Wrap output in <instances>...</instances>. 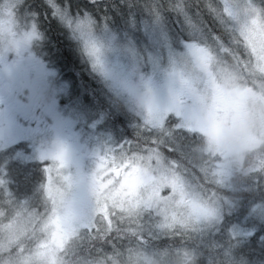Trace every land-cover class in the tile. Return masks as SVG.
Returning a JSON list of instances; mask_svg holds the SVG:
<instances>
[{
	"label": "rangeland",
	"instance_id": "1",
	"mask_svg": "<svg viewBox=\"0 0 264 264\" xmlns=\"http://www.w3.org/2000/svg\"><path fill=\"white\" fill-rule=\"evenodd\" d=\"M40 1L68 50L78 55L97 82L99 105L108 107L105 100H117L135 119H124L126 127L117 133L115 119L112 127L107 122L112 117L102 113L104 108L98 107V112L90 99L72 97L70 70L57 67L42 49L50 28L33 4L10 0L7 9H0V37L7 32L14 49L0 48L2 72L25 85L28 106L37 104L40 121L35 129L28 124L22 127L12 114L1 113L0 200L5 196L7 205L24 198L13 196L9 181L15 178L25 182L24 187L33 186L39 198L37 209H30L26 199L2 211L23 208L30 214L33 243L47 264L72 263L69 256L82 242L97 241L123 221L131 220L132 227L138 217L143 221L138 230L148 238L188 233L189 226L196 227V237L206 238L203 248L211 254L243 233V228L223 224L229 205L212 185L230 193L246 191L245 179L264 172V155L246 158L233 169L232 154L216 151L215 146L228 125L247 129V103L256 95L252 85L264 83V0H200L199 6L211 11L215 22L232 35L236 46L231 53L216 38L208 43L195 31L203 17L182 2L177 5L181 21L171 19L182 30L175 35L167 20L146 3L139 4L143 8L138 20L126 16L127 9L137 15L136 2L126 8L116 5L125 19L119 17L113 24L109 14L93 10L97 0ZM83 19L96 25L90 34L72 29L73 21ZM14 27L23 35L18 37ZM239 64L247 68L238 69ZM225 65L237 71L239 87L223 84L219 68ZM134 128L136 141L131 135ZM161 136L168 137L165 142L176 136L193 144L195 154L188 161L199 167L197 178L194 171L174 164L168 150H159ZM259 143L254 133L246 131L241 151ZM82 154L95 155V161L83 159ZM203 175L208 184L199 185L197 179ZM251 253L235 246L223 259L247 264ZM205 254L200 264H211L213 256Z\"/></svg>",
	"mask_w": 264,
	"mask_h": 264
},
{
	"label": "trees",
	"instance_id": "2",
	"mask_svg": "<svg viewBox=\"0 0 264 264\" xmlns=\"http://www.w3.org/2000/svg\"><path fill=\"white\" fill-rule=\"evenodd\" d=\"M33 6H35L36 10L44 14L46 20V27H49L50 30L46 31L43 41L44 47L43 50H46L50 59H53L54 64L57 67L65 68L67 67L70 70V76L73 78V86L72 89L75 93V98L82 99L83 97L92 100H99V86L93 82L95 80H90L86 75H90V72L87 66L81 61L77 54H74L68 50L65 43L63 42V38L57 32V28L55 22L50 20V16H48L49 10L41 3L40 0H28ZM87 2L86 0H83ZM134 2H136L134 4ZM187 5L192 8L191 10H197L201 13L203 20H200L201 23L196 28V32H201L206 36L207 42L211 43L213 38H216L220 42L224 44L227 48V52H235L236 43L232 39V35H229L228 31H224L221 24H218L213 19V13L202 8L200 5V0H97L94 5L93 10H98L99 12L109 14L114 18L113 24H115L116 19L119 17L121 19H125L119 11H117L116 5L123 6L126 8V4L129 3L131 6L134 4V10L137 15H133L130 13V9H127L129 12L126 16L131 19L138 20L140 16H142V9L139 4L146 3L145 7L153 6L157 12L160 13L162 19H166L168 25L171 27L173 33L175 35H180L182 30L179 29V26L173 24L171 19H178L181 21V16L179 15L177 9V5L180 3ZM31 7V6H30ZM29 7V8H30ZM100 8V10H99ZM49 19H47V18ZM94 18V16H92ZM41 19V18H40ZM191 32H194V29H190ZM192 40V39H191ZM196 41V40H195ZM200 42V41H198ZM43 45V43H42ZM240 52H236V54H240ZM76 55V56H75ZM62 66V67H61ZM238 69L245 68L246 65L239 64ZM247 68V67H246ZM68 72L66 71L65 74ZM97 90V91H96ZM102 100H105L104 96ZM93 106L95 104L93 103ZM126 120V119H125ZM113 127V117L107 121ZM121 126H125L123 120H118ZM126 127V126H125ZM117 130V129H116ZM136 130V129H135ZM135 130L131 129V135H135ZM117 133H120L117 130ZM122 133V132H121ZM164 140V142H163ZM166 138L161 136L160 143L158 147L161 150L169 151L174 159L180 158V165L184 170H191V172H195L194 178L198 177V173L200 172L197 168L189 163V159L193 154H195V148L192 143L188 141L182 140L181 145L179 146L174 139L168 142H165ZM193 148V149H192ZM9 152H4L3 154H7ZM2 160V158H0ZM255 179H245V190L242 192L235 193L234 191L230 193L227 188L221 187L219 184H213V191L220 195L223 200L227 202L224 221L223 224H228L229 226H234L237 230L244 229L243 233L238 232L237 235L233 237L229 242L223 244L219 249L212 250V253L207 249L203 248V244L206 242V238H197L196 227H191V230L188 233L183 234H174L172 236H166L164 234L163 237H159L157 239L145 237L138 230L142 225V218L134 219L136 220L135 224H131L132 227H129V222H121V225H116L114 229L110 233L104 232L99 236L98 240H90L82 242L83 245H80L76 248L73 256H69V259L72 258L73 262L75 261H88L93 262L99 258L105 257L107 254L112 253L115 250H122L137 246H148V247H157L160 245H170V246H179L185 247L194 250L200 256V261H203L206 255L205 253L210 254L215 259H223V255L226 251L229 252L232 247L240 246L245 247L246 249L251 250L250 261L247 264H264V172H259L255 174ZM204 177V175H203ZM208 181V180H207ZM25 182L18 181V178L12 180L11 183L9 181L10 189L13 192V196L24 197L22 200H18L16 202H12L11 204H17L23 200H29L31 202L30 209H37L36 205L39 204L38 192L33 186L24 187ZM197 183L199 185L208 184L206 182L205 177L197 179ZM255 184L252 188H250V184ZM24 187V188H20ZM20 189V190H17ZM3 199L0 200V211L11 204H3L5 196H1ZM123 224H126L128 227H123ZM182 229V228H178ZM209 229V228H203ZM215 254V255H214ZM70 263V264H73Z\"/></svg>",
	"mask_w": 264,
	"mask_h": 264
},
{
	"label": "clouds",
	"instance_id": "3",
	"mask_svg": "<svg viewBox=\"0 0 264 264\" xmlns=\"http://www.w3.org/2000/svg\"><path fill=\"white\" fill-rule=\"evenodd\" d=\"M9 6L10 0H0V9H7ZM35 27L33 25L31 30L34 31ZM94 27L96 25L88 19L73 21L72 24L73 31L80 34L82 32L90 34ZM14 32L18 37L23 35L19 28L14 27ZM0 48L14 50L10 46L7 32L0 37ZM219 75L226 87H239V76L232 66L220 67ZM252 87L256 95L247 103V129L228 125L218 145L215 146L216 151L232 154L230 165L233 169H238L241 161L246 158L264 155V83L256 85L254 82ZM246 131L254 133L260 143L255 149L241 151L242 137ZM25 211L23 208L15 211H0V264H47V258L41 255L40 250L33 243L28 228L30 214L26 215ZM73 264H200V256L192 249L179 246H137L115 250L93 262L75 261ZM211 264H234V261L214 258Z\"/></svg>",
	"mask_w": 264,
	"mask_h": 264
},
{
	"label": "flooded vegetation",
	"instance_id": "4",
	"mask_svg": "<svg viewBox=\"0 0 264 264\" xmlns=\"http://www.w3.org/2000/svg\"><path fill=\"white\" fill-rule=\"evenodd\" d=\"M38 47V45H35ZM6 59V58H5ZM7 61V59L5 60ZM2 68H3V61H0V116L1 113L6 112L9 114H12L13 117L15 118V120L19 123L21 122L20 125H30L32 126V128H37L40 126V121L36 119V110L38 108L37 104L29 107L28 106V100H29V91L28 89L25 87V85L22 83L18 84L17 82H15L14 80L9 79L7 76H5L2 72ZM90 80H93L91 78L90 75H86ZM71 81H72V77L70 76ZM21 82H24L23 79ZM96 86L98 85L96 81H93ZM73 91V89L71 90V92ZM97 91V90H96ZM70 93V90H69ZM73 97V96H72ZM67 100V99H66ZM79 100H85V97H83L82 99ZM81 101V102H82ZM94 104H95V109H97L98 107H101V110L104 108V111L102 110V113H108V115L110 117H113V119H115V123H117V127H118V131H120L121 128V124L118 122V120H128L130 121V119L135 120L133 118V114L128 111L125 106L120 103L117 100H113L111 102V100H105V104L108 107H105L103 105H99L98 100H93V96H92V100H91ZM98 110V109H97ZM113 110H115V114H113ZM100 110H98L99 112ZM96 113V112H95ZM98 114V113H96ZM106 115V114H105ZM135 116V115H134ZM140 120V119H139ZM143 124V121L141 122ZM141 124V125H142ZM135 131L138 132L137 128ZM141 130H144L142 127H140ZM140 130V132H141ZM142 134V132H141ZM168 139V137H166V140ZM132 140L136 141L138 140V136L136 135H132ZM173 140V139H172ZM170 141V140H169ZM174 141L180 146L182 141L179 140L176 136ZM164 142V140H163ZM126 145H129V143H127ZM160 150V148H159ZM78 154V153H77ZM83 157V159H87V161H95V155L93 154H82L81 155ZM180 158L178 157L176 161H174V164H181L180 163ZM99 162L103 161V158H98ZM117 174V176H114V174ZM119 175V170H114L113 171V176L115 178H117Z\"/></svg>",
	"mask_w": 264,
	"mask_h": 264
},
{
	"label": "water",
	"instance_id": "5",
	"mask_svg": "<svg viewBox=\"0 0 264 264\" xmlns=\"http://www.w3.org/2000/svg\"><path fill=\"white\" fill-rule=\"evenodd\" d=\"M114 176H117V174L115 173Z\"/></svg>",
	"mask_w": 264,
	"mask_h": 264
}]
</instances>
